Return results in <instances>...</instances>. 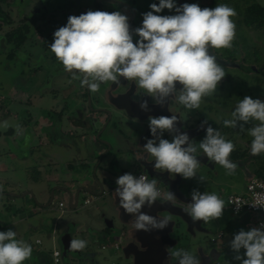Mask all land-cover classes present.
Segmentation results:
<instances>
[{"label":"clouds","instance_id":"9594fccd","mask_svg":"<svg viewBox=\"0 0 264 264\" xmlns=\"http://www.w3.org/2000/svg\"><path fill=\"white\" fill-rule=\"evenodd\" d=\"M150 9L143 14L142 25L135 29L130 27L129 17L120 11L89 10L78 16L71 15L67 24L54 32L49 48L71 74V79L78 80L81 87H87L92 93L98 92L101 84H118L123 78L134 82L143 90V95L161 107L175 98L188 110L199 109L204 98L217 92L226 75L211 49L232 48L236 38L233 18L237 12L223 3L215 8H201L197 3L177 6L175 0H159L158 4H150ZM164 9L175 10L176 14L158 15ZM134 35L138 37L135 42ZM139 106L149 111L147 99ZM178 123L176 115L149 117L152 139H147L143 149L155 161V170L184 179L195 178L201 165L197 153L201 151L227 174H235L238 165L230 158L235 150L231 140L208 125L205 137L197 146L187 132L180 131ZM248 124L252 126L246 128ZM205 125L207 120L201 127ZM223 125L232 129L239 127L252 137V156L264 154V101L250 96L239 99L231 118L224 119ZM165 132L172 135L171 141L163 138ZM200 180L204 181V177L200 176ZM157 183V179L149 180L146 174L136 177L125 173L116 179L119 206L134 217L135 230H163L172 221L170 215L156 217L142 211L156 201L172 205L177 200L171 191L162 195ZM253 205L264 207V203ZM225 206L218 194L194 189L191 202L183 212L193 222L208 223L220 219ZM87 243L83 239H71L69 251H83ZM230 247L235 253L234 259L241 264H264V224L248 231L241 229L234 235ZM32 251L29 243L17 239L15 231H0V264H24ZM170 255L177 264H201L197 255L183 248L174 249Z\"/></svg>","mask_w":264,"mask_h":264},{"label":"flooded vegetation","instance_id":"af4514ba","mask_svg":"<svg viewBox=\"0 0 264 264\" xmlns=\"http://www.w3.org/2000/svg\"><path fill=\"white\" fill-rule=\"evenodd\" d=\"M152 3L158 4L159 0H0V56L5 60L14 59L16 61L15 64L19 65H15L18 75L13 78L10 86L7 87L0 83V97L12 98L15 101L27 104L23 112L24 116L28 118L20 119L19 123L25 125L26 122L25 127L30 132L31 140L28 141V148L39 146V151H42V153H34L30 149L32 158L37 160L47 157L48 152H45L43 144L45 138L51 136L53 130L61 128L65 131V134L61 136V140L56 141V146H66L68 142L74 139L72 136L70 137V132H74L76 126L86 124L90 119L89 116L94 115L96 110L101 108L109 110L122 108L130 115H138L141 118L147 115H176L179 120L177 127L180 131L187 132L189 137L191 136L190 139L197 146L206 135V127L211 125L214 129H218L227 140H231L234 143L235 150L230 157L233 162L243 161V164L249 162L250 150L248 152V150L240 148V142L246 138L242 135L240 136L232 128L224 127L223 120L231 118L230 114L234 110L235 105L239 99H242L241 89L237 88V73H247L251 76H256V74L264 75V62L260 65L261 59L254 57L255 54L253 49H251L254 43L257 44L258 36L264 34V24L257 25L256 22L248 20L253 15L251 11L254 9V4L259 3L251 1L248 6L243 8L237 3L239 8L236 9L234 8L236 5L234 4L235 6H233V3L227 0H175L177 6L184 3H197L201 8H215L217 4L223 3L232 6L237 12V16L233 18L236 23V38L233 41L232 48L211 49L217 61L224 67L226 75L220 82L217 92L210 97L204 98L200 108L196 110L186 109L175 98L161 107L155 104L151 97L143 95V90L136 87L134 82L125 81L123 78L118 84L112 82L101 84L100 90L92 93L87 87H81L78 80L71 79V74L64 70L62 64L57 61L49 48L54 39V32L59 27L65 26L68 17L71 15L78 16L89 10H101L109 13L120 11L129 17L130 27L135 29L142 25L143 14L151 11L150 4ZM174 14H176L175 10L168 9L158 13V15ZM257 33L260 34L257 35ZM242 34L245 40L244 46H248V50L251 53L248 51L244 54L242 51ZM137 39L138 37L134 35V42ZM259 43L260 41H258ZM177 87L179 88L180 86L177 85ZM46 97L52 99L53 103L49 108V117L44 122L46 120L49 121L42 125L44 122L40 124V119L33 114L40 100ZM257 98L264 101V90L254 96V99ZM143 99H147L149 111H144L140 108L139 104ZM194 118H196L195 121L198 126L193 131ZM205 120H207V125L201 127L202 122ZM134 121H138V119L135 118ZM38 125L41 129L38 130L37 134H34V130ZM39 132L43 133L41 134L42 136L39 135ZM163 138L171 141L172 135L165 132ZM34 140H39V143L35 145ZM246 140L249 141L248 144H251L252 138ZM247 152L249 153L248 155ZM197 155H200L197 157L199 160L214 164L202 152ZM255 157L250 158L257 160L261 155H258L257 159ZM252 164H255V162ZM133 167H136L133 172L134 176L142 172L140 166L135 165ZM201 167H204V165L202 164ZM244 167L247 169L246 165ZM256 169L254 168L251 171L255 172ZM165 179L168 180V177L165 176ZM185 182L187 184L191 183L189 179H185ZM165 187L163 188L167 192ZM150 210L152 211H149V214L155 216L156 210L151 208ZM142 211L146 213L147 209L142 208ZM158 214L162 215L159 212ZM175 231H179L178 226ZM136 232L141 235V242L150 243L149 257L146 262L154 263L160 255L162 259H165L164 253L162 255L158 247L160 245L156 244L161 237V235H158V230H140ZM138 256L139 258L141 257L139 264H143L141 260H144L147 255L140 252ZM211 258L213 257H205L201 264H209ZM168 260L171 264L177 263V260L173 257L171 258L170 255L166 258L165 264H169Z\"/></svg>","mask_w":264,"mask_h":264},{"label":"rangeland","instance_id":"374dc122","mask_svg":"<svg viewBox=\"0 0 264 264\" xmlns=\"http://www.w3.org/2000/svg\"><path fill=\"white\" fill-rule=\"evenodd\" d=\"M227 1L233 3V6L236 5L234 7L236 9L239 8L238 4H240L241 8H243L248 6L251 1L253 3L257 2L264 7V0ZM246 2H248L247 5H245ZM255 6L256 5L254 4V7ZM253 10L254 11H251L253 14L251 16L255 18L259 13V19L261 18L260 25H263L264 14L256 10V7ZM260 33H257V35ZM243 38L244 35L242 34V51L244 54H246L248 51L251 53V51L248 50V46H244L245 40ZM258 41H260L259 44ZM258 41L257 44L253 42L254 44L253 46L251 45V49H253V53L255 54L254 57L261 59L260 65H262L264 62V34L258 36ZM15 63L16 61H14V59L5 60L2 58V56H0V83H3L7 87L11 85L13 78L18 75V70L15 66L18 64ZM237 77V88L241 89L242 99L245 96L254 98L258 92L264 90L263 74L251 76L247 73H237ZM52 103L53 100L49 97H46L41 99L40 103L37 104L36 108L34 109L35 111L33 115L40 119V124L41 122H44L47 117H49V108L51 107ZM26 107L27 104L15 101L12 98L0 97V231H7L11 229L16 232L17 239H22L32 246V256L29 260L25 261L24 264H47L45 261L46 259L51 260L49 264H55L51 259L52 252L55 250V248L63 250L61 235L70 225L73 229V239L86 240L88 243L84 250L90 252L91 255H94L99 264H133V260L126 257L122 248L126 242L130 240V235L127 231V224L120 220V214H123V210L119 211L118 213V204H115L110 195H106L104 198L95 199V195L89 194L88 196H85L82 193L80 196L79 206L76 209L71 208L69 205L66 206V211L63 213L60 219H57L60 211H58L54 205H51L50 208H44L45 210L38 211L39 209L36 208L37 204L34 203V199H32L34 204L31 205L28 202V199L24 198L23 196L16 198L8 197V193L13 192L19 193V195H24L31 190L35 193L40 201L43 200L48 202L51 191L58 183H70L72 184L73 190L77 189V183L73 178L69 179V181H65V179H60V177L51 180H46L45 177V172L48 170L47 163L51 162L52 160L55 162L56 159H70L73 152H69V149L60 146L49 145L52 140H49L48 138L51 137L47 136L43 144V146H45V149H43L45 152H48L47 157L44 159L39 158L37 160L31 157L30 149L33 150L34 153H42V151H39V146L28 148V141L31 140L30 132L27 131V128L25 127L26 122L25 125L23 123H19L20 119L24 120L28 118L27 116H24L23 112ZM195 119L196 118L193 120L195 122L193 125V131L196 130L198 126ZM48 121L49 120H46V122H44L42 125H45L48 123ZM251 126V124L245 125L246 128ZM39 129H41L40 126H36L34 134H37ZM233 130L239 133L240 136H244L246 139L252 138L247 134V132H241L239 127ZM53 132L56 133V130H53ZM41 134L43 133L39 132V135ZM246 139H243L240 142V148L248 150L249 152L251 144H248L249 141ZM34 143L37 145L39 140H34ZM248 152L247 155L250 153ZM198 153H201V151H198ZM250 157L254 158L255 156L250 155L248 158L249 162L244 164L246 165L247 169L243 167L244 165L242 167H237L235 174L233 175L227 174L226 170L222 166L215 164L214 169L204 165L201 170L198 169V174L195 178L189 179V182L191 183L187 184L185 187V189L190 188L189 192H192L194 189L199 190L201 193L206 191L209 193L214 192L225 201L226 206L223 211V216L220 219L205 223L208 230L207 232L197 231V234L194 236L193 234L187 232L185 224L182 223L178 227L179 231L170 232L171 235H176L180 241L179 244L172 248V251L174 249L183 248L196 255V249L199 245H202L208 250L213 245L215 247H219L218 242L220 239L218 238V242H213V240H215L218 237V233L222 231L226 233L225 237L223 238L225 248H230V252H228L230 255L235 254L230 247V242L234 238V235L238 234L241 229L248 231L253 227L249 224L247 225L246 223L241 222L243 217L248 215L251 216V214H234L228 204V195L244 193L247 185V170H253L254 168L256 169L262 165L264 166V154H262L258 159L256 156L255 159L257 160H252ZM21 158L27 159V161L21 162ZM254 162L255 164H252ZM235 163L237 164L238 162ZM241 163L244 162L242 161ZM32 165H37L39 167L38 169L40 171V175H38V172L35 171ZM63 165V162L58 164V175H63L62 172L66 171ZM30 166L32 167L31 171ZM122 166L125 168L123 167V169L120 170L118 174H116V177L123 175V173L134 174L133 172L136 170V167L128 168L125 162L122 163ZM42 172L44 173L43 176H41ZM200 176L204 177V181L200 180ZM11 180L15 181V183H19V186L13 185ZM158 185L165 187V184L162 182H160ZM165 188L167 189L168 187ZM60 196H62V192L56 191L55 200H59ZM86 198H92L93 200L90 204L83 205ZM15 206L20 208L15 211ZM146 214L149 213L147 212ZM163 215H165V213H162L161 216ZM110 217L114 219L115 223V229L112 230L111 233L103 230L106 226V218ZM131 223L133 225L134 217H132ZM74 224H76L75 227ZM55 229L56 232L54 233ZM134 231L137 233L136 231L140 230ZM165 233L166 232L164 229L158 230L159 236H166ZM123 235L124 238L125 235L128 237L125 238L121 248H113L111 243L118 240ZM37 239H41L42 243H37ZM167 248L170 249V245ZM243 254L244 250L241 249L240 255L243 256ZM76 255L77 254L74 252L69 253V260L71 264H95L89 262L79 263L77 261ZM235 264H241V261L237 260Z\"/></svg>","mask_w":264,"mask_h":264},{"label":"water","instance_id":"95a60500","mask_svg":"<svg viewBox=\"0 0 264 264\" xmlns=\"http://www.w3.org/2000/svg\"><path fill=\"white\" fill-rule=\"evenodd\" d=\"M150 116L159 117L157 115H147L146 117L141 118L140 116L138 117V115H130V113L122 108H115L112 110L101 108L96 110L94 115L89 116L90 119L86 124L76 126L74 132H70V137L72 136L74 139L71 142H68L66 146L61 145V147L69 149V152H73V154H71L73 156H71L70 159L64 160L63 166L66 171L62 173L66 174L65 181H69L71 178L75 179V182L77 183L76 190L72 189V184L70 183H58L51 191L49 201L43 204H41L42 202L32 191H28L24 195L12 192L8 193V197L16 198L30 195L31 198L34 199V203L38 206L48 208L51 205H54L55 207L57 205L56 209L60 211L58 205L60 200H55L56 191H62L68 196V203L64 201V209H66V206L68 205L71 208L76 209L79 206L80 196L82 193L85 196L91 194L95 195V197L110 195L115 204H118L117 211L119 213V211H122L123 209L119 206V201L115 200V197H117L115 194V189L117 188L116 179L118 178L116 177V174L123 169V162H125L128 168L138 165L143 168L142 172L147 173L150 179L155 178L158 182L165 184V186L168 187L167 191L173 192L177 198L172 205L167 202L162 203L161 201H156L151 207V209L156 210V217L161 216L158 212L160 214L165 213L163 216L170 215L172 217V221L169 222V225L166 228H164L166 236H161L159 241L156 243L160 245L157 246L160 248L162 255L164 253L166 259L168 254L170 255L172 252V248L180 242L178 237L176 235L174 236V234L171 235L170 232H174L176 227H179L181 223L185 224L187 232L193 234L194 236L197 234V231L207 232L208 230L203 221L193 222L191 218L183 212V209L187 207V203L191 202V194L189 195L185 192V187L187 186L185 179L179 175L173 176L167 172L155 170L153 167L155 161H152L153 158L144 152L143 146L146 144L147 139H152L148 126ZM135 118H137L138 121H134ZM59 129L56 130V133L52 132L50 136L51 138L49 139L52 140V143L55 142L53 143L54 145L56 144V141H60L61 136L65 134L63 129ZM145 157H147V160L144 159ZM58 160L60 159H56V161ZM200 162L201 165L203 164L212 169L215 168V163L212 164L201 160ZM201 165L199 168L200 170L203 168ZM32 167L35 168L38 175H40V171L38 169L39 167L37 165H33ZM43 174L44 173L42 172L41 176H43ZM46 176L47 172L45 177ZM165 176L168 177V180L165 179ZM96 186L99 187V191L93 189V187ZM86 199H89L90 201L89 203L84 201L83 205L90 204L93 200L92 198ZM15 208L16 211L20 207L15 206ZM143 209H147L146 213L152 211L147 206L143 207ZM62 215L63 213H60L57 219H60ZM120 215V220L127 224V231L130 235V240H128L122 247L126 257L133 260V264H139L141 257L139 258L138 255L141 252L147 255L144 257V260H141L143 264H165L166 261L165 259H162L161 255L159 258H156V262L154 261V263L146 262L149 257L148 251L150 250V243L141 242L142 237L141 235L135 233L133 226L134 223L132 225V216L130 214H126L123 210V214ZM105 222L106 226L103 230L106 231L109 229L111 233V231L115 229L114 219H112V217L106 218ZM75 226L76 224H74V227ZM55 232L56 229L54 233ZM127 237L128 236L125 235V238ZM125 238L123 235L117 241H119L122 245ZM71 239H73V229L70 225L61 235L63 245V250H61V252L64 264H71L69 260V253L71 252L77 254V261L79 263L89 262L99 264L94 255H91L88 251H69ZM169 245L171 247L170 249L167 248ZM111 246L113 247L112 243ZM229 249H226L225 247L218 248L213 245L208 250L202 245H199L196 249V255L200 258L201 262L205 257L207 258L208 256H212L213 258L210 259L209 264H235L237 260H235L234 257L228 253L230 252ZM170 257L172 258L171 255Z\"/></svg>","mask_w":264,"mask_h":264},{"label":"built area","instance_id":"2783aa9c","mask_svg":"<svg viewBox=\"0 0 264 264\" xmlns=\"http://www.w3.org/2000/svg\"><path fill=\"white\" fill-rule=\"evenodd\" d=\"M141 174H146L149 178L147 173L141 172L136 177H139ZM160 189L161 194L165 193L163 187L158 186ZM89 199H86L85 202L89 203ZM253 203H264V178L254 176L252 177L246 185V189L242 194H229L228 195V204L231 207L234 214L239 215L241 213H253L257 215L255 228H260L262 224H264V207L254 206ZM59 210L60 213H64L65 209V202L59 201ZM218 236H222L220 233ZM37 243H41V240H37ZM113 247L116 249L121 248V243L119 241H114L112 243ZM53 263L55 264H64L62 261V252L58 248L52 252L51 257Z\"/></svg>","mask_w":264,"mask_h":264},{"label":"crops","instance_id":"0c3cea01","mask_svg":"<svg viewBox=\"0 0 264 264\" xmlns=\"http://www.w3.org/2000/svg\"><path fill=\"white\" fill-rule=\"evenodd\" d=\"M53 143H55V142H53ZM52 142L49 144V145H54ZM49 145H47V146H49ZM57 144H55V146H56ZM71 156H73V155H71ZM20 158V157H19ZM25 161H27V159H23V158H21V162H25ZM56 162H58V163H56ZM60 162H64V160H58V161H56L55 160V162H54V160H52L51 162H48L47 163V167H48V170H47V176H46V180L47 179H55V178H57V177H60V179H65L66 178V174H63V175H58V171L59 170H57L58 169V164L60 163ZM70 165V164H69ZM237 165H238V167H242L244 164L243 163H241V162H238L237 163ZM244 167V166H243ZM53 169V170H52ZM141 169H143V168H141ZM51 170L53 171V172H51ZM57 170V171H56ZM50 171V172H49ZM56 171V172H55ZM142 171V170H141ZM254 176H256V171L255 172H253V171H251V170H247V177H246V181L248 182L252 177H254ZM149 180H151L150 178H149ZM12 181V180H11ZM13 182V185H16V186H19V183H15V181H12ZM246 182V183H247ZM62 183V182H61ZM158 184H160V182H158L157 183V185ZM158 186H160V185H158ZM93 189H95V190H97V191H99V187H93ZM186 190V192L188 193V191H190V188H187V189H185ZM31 191V190H30ZM60 192H62V191H60ZM192 192H189V195L191 194ZM19 194V193H18ZM104 196H106V195H104ZM104 196H101V197H98L97 198V196H96V198L95 199H99V198H104ZM95 197V196H94ZM24 198H26V199H28V202L31 204V205H33L34 203H33V200H32V198H31V196L30 195H27L26 197H24ZM116 199L115 200H117V201H119V198L118 197H115ZM26 199H24V200H26ZM59 200L60 201H65L66 203H68V196H67V194L66 193H64V192H62V196H60L59 197ZM42 201V203L41 204H43L45 201H43V200H41ZM56 205V204H55ZM36 208H38L39 210L38 211H42V210H45L44 209V207L43 206H36ZM41 208V209H40ZM48 208H50V207H48ZM56 208H57V205H56ZM249 214H251V216H252V218H251V216L250 215H248V216H245V217H243V219L241 220V222H243V223H246L247 225L249 224V225H251L253 228L255 227V222H256V218H257V215L256 214H253V213H249ZM59 217V216H58ZM255 219V220H254ZM205 226H206V224H205ZM127 230H128V228H127ZM220 233H222V236H218L213 242H218V238L220 239V241L218 242L219 243V247L218 248H220V247H225V243H224V241H223V238L225 237V232H219L218 233V235L220 234ZM38 240V239H37ZM39 240H41V239H39ZM41 243H42V241H41ZM114 248V247H113ZM169 255V254H168ZM165 258V257H164ZM165 261H166V259H165ZM168 262V261H167ZM169 264H171L170 262H169Z\"/></svg>","mask_w":264,"mask_h":264},{"label":"trees","instance_id":"16d2710c","mask_svg":"<svg viewBox=\"0 0 264 264\" xmlns=\"http://www.w3.org/2000/svg\"><path fill=\"white\" fill-rule=\"evenodd\" d=\"M256 10H258V11H260L261 13H263L264 14V7L262 6V5H260V4H256ZM255 7H254V9H255ZM252 11H253V9H252ZM258 11H256V12H258ZM262 15V14H261ZM252 18V19H251ZM250 22H256L257 21V25H260V20H261V18L259 19V13H258V16L257 17H255V18H253L252 16L250 17V19H248ZM248 21V22H249ZM35 169V168H34ZM35 171L37 172V170L35 169ZM256 176H258V177H263L264 178V166L262 165V166H260V167H258L257 169H256ZM106 232H110V230L109 229H107L106 230ZM46 262H47V264H49L50 263V261L51 260H48V259H46L45 260Z\"/></svg>","mask_w":264,"mask_h":264}]
</instances>
